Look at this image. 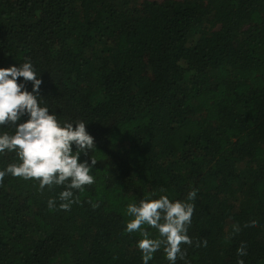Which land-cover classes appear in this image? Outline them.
Returning a JSON list of instances; mask_svg holds the SVG:
<instances>
[{"label": "trees", "instance_id": "obj_1", "mask_svg": "<svg viewBox=\"0 0 264 264\" xmlns=\"http://www.w3.org/2000/svg\"><path fill=\"white\" fill-rule=\"evenodd\" d=\"M132 1L0 0V68L30 60L41 106L94 138L78 162L97 160L69 211L65 185L5 175L0 264H143L127 205L193 190L175 264H264V0ZM19 162L0 153V170ZM148 264L170 261L161 248Z\"/></svg>", "mask_w": 264, "mask_h": 264}, {"label": "clouds", "instance_id": "obj_2", "mask_svg": "<svg viewBox=\"0 0 264 264\" xmlns=\"http://www.w3.org/2000/svg\"><path fill=\"white\" fill-rule=\"evenodd\" d=\"M21 77L25 82L32 83V91H28L24 83H18ZM37 77L30 60L19 67L0 68V126H15L14 134H0V153L16 152L20 161L0 170V184L5 175L10 174L24 180H38L40 191L46 186L65 185V190L58 197L61 201L59 208L69 211L73 203L80 202L78 197H74L73 190L83 192L85 185L95 182L90 171L97 160L90 157V164L88 161L78 162L81 153L87 156L90 151L96 150L94 138L86 131L85 122L76 121L73 124L65 121L61 124L55 113L49 114V108L41 106L38 97L42 80ZM24 116L28 118L21 122ZM155 195L149 193L138 204L127 205L126 214L131 219L126 223L125 230L129 234L138 232L142 237L137 247L142 253L143 264H148L161 248L170 264H175L178 256L184 259L181 244L193 243L187 232L195 208L190 201L195 200L197 192H189L185 201H172L167 195L154 199ZM47 206L50 210L54 209L56 200L49 199ZM96 207L99 204H93V208ZM145 225L156 229L158 238H152ZM256 226V221L244 225L245 228ZM241 230L239 224L232 226L234 233ZM196 246L206 247L207 240L202 244L198 241ZM246 249L247 245L241 243L237 255L246 256ZM237 264H244V261L238 260Z\"/></svg>", "mask_w": 264, "mask_h": 264}, {"label": "rangeland", "instance_id": "obj_3", "mask_svg": "<svg viewBox=\"0 0 264 264\" xmlns=\"http://www.w3.org/2000/svg\"><path fill=\"white\" fill-rule=\"evenodd\" d=\"M144 1L162 2V1H164V0H134V1H132V2H133V5H134V4L138 5V4H140V3L144 2ZM178 1H180V0H178ZM115 151H117V149H115Z\"/></svg>", "mask_w": 264, "mask_h": 264}]
</instances>
